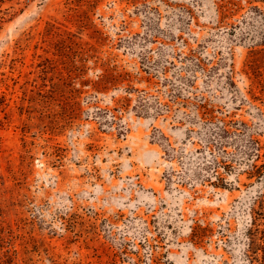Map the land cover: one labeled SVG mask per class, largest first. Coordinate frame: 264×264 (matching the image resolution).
Returning a JSON list of instances; mask_svg holds the SVG:
<instances>
[{
	"label": "rangeland",
	"instance_id": "rangeland-1",
	"mask_svg": "<svg viewBox=\"0 0 264 264\" xmlns=\"http://www.w3.org/2000/svg\"><path fill=\"white\" fill-rule=\"evenodd\" d=\"M0 21V264H264V0Z\"/></svg>",
	"mask_w": 264,
	"mask_h": 264
},
{
	"label": "trees",
	"instance_id": "trees-1",
	"mask_svg": "<svg viewBox=\"0 0 264 264\" xmlns=\"http://www.w3.org/2000/svg\"><path fill=\"white\" fill-rule=\"evenodd\" d=\"M1 24H2V21H0V27H1ZM252 242H253L252 244L255 245V241L253 240Z\"/></svg>",
	"mask_w": 264,
	"mask_h": 264
}]
</instances>
